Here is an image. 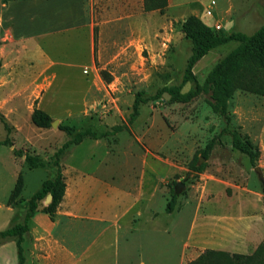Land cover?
Returning a JSON list of instances; mask_svg holds the SVG:
<instances>
[{"label": "rangeland", "instance_id": "obj_1", "mask_svg": "<svg viewBox=\"0 0 264 264\" xmlns=\"http://www.w3.org/2000/svg\"><path fill=\"white\" fill-rule=\"evenodd\" d=\"M66 1L29 4L32 9L53 6L56 12L51 21L41 20L42 12L34 14L33 27L47 26L46 35L36 37L37 29L24 20L10 19L9 0H0V203L8 198L12 173L22 174L20 196L25 199L52 175V153L70 137L58 124L97 134L119 125L118 131L98 139L84 137L62 156L65 166L92 171L114 186L121 188L125 182L131 189L142 186L154 193L150 208L142 205L138 216H121L117 227L107 224L101 231L98 222L81 220L84 241L95 238L109 244L105 262L187 264L210 240L232 244L242 238L244 245L233 249L252 253L264 240V96L237 90L228 100L233 126L259 149L251 163L231 147L227 135L202 157L205 144L223 126L209 104L208 91L201 89L185 102L164 98L163 92L178 85L180 92L202 86L215 62L238 43L230 40L210 50L193 66L194 80L181 83L192 52L181 30L188 15L199 13L216 33L251 34L264 23V0H167L162 12L144 10L143 0H83L85 22L75 29H69L80 21L72 15L74 7L59 6ZM20 16L29 17L26 12ZM9 46L15 54L6 58ZM38 47L51 61L41 63L30 54H37ZM136 95L146 101L139 103L130 121ZM35 106L56 119V125L35 126L30 119ZM6 138L9 144L3 143ZM20 151L49 160L47 168H29ZM192 162L204 164L203 171L190 170ZM176 182L182 186L175 187ZM171 190L178 195L167 212ZM216 219L222 232L209 229L217 226L212 223ZM16 223H22L21 216H5L0 209V230ZM245 229L248 237L241 236ZM0 264H18L16 244L9 238L0 244Z\"/></svg>", "mask_w": 264, "mask_h": 264}, {"label": "trees", "instance_id": "obj_2", "mask_svg": "<svg viewBox=\"0 0 264 264\" xmlns=\"http://www.w3.org/2000/svg\"><path fill=\"white\" fill-rule=\"evenodd\" d=\"M7 1V0H3ZM167 5V0H143V9L146 11L158 9L163 11ZM181 30L185 38L192 44V52L188 56L186 66L182 76V82L194 80L193 66L210 50L226 43L230 40L238 42L234 48L218 59L208 72L204 84L196 85L186 92H180V85L166 89L173 99L185 102L196 96L201 89L209 93V104L214 112L219 114L223 120V126L213 136L201 150L203 158H207L216 144H221V137L229 136L231 147L245 154L251 163L258 158L259 149L252 144L247 135H241L233 126L231 115L228 111V100L237 91H245L256 95L264 96V23L253 33L230 32L228 34L216 33L214 30L194 14L188 15L181 24ZM105 81H109L105 72H100ZM146 98L136 95L132 104L129 120H133L137 114V107L140 102H145ZM31 122L37 127H49L52 121L51 116L38 107H33L30 114ZM58 129L70 137L63 141L52 153L51 164L54 171L50 177H46L38 189L26 200L20 198L23 187V179L18 174L14 186L7 198V204L16 205L24 201L27 208L23 222L16 223L10 227L0 230V241L8 237H16V254L18 264H25L23 255V233L27 230V222L37 209L38 203L44 200L46 194L52 195L51 202L41 208L43 212L54 218L58 203L62 199L65 182L59 163L60 154L70 145L79 143L83 137L100 138L108 134L115 133L121 126L115 125L109 131L97 134L90 128L76 130L75 125L58 124ZM72 135V136H71ZM3 143L9 144L8 138ZM23 156V161L29 168L47 167L37 155L26 152H19ZM189 169L195 172H202L204 164L197 165L192 162ZM260 188L264 203V179L260 178ZM177 192L171 190L170 198L166 202L165 210L171 212L177 198ZM187 264H264V240L259 243L250 254L229 253L223 250L205 249L195 259Z\"/></svg>", "mask_w": 264, "mask_h": 264}, {"label": "crops", "instance_id": "obj_3", "mask_svg": "<svg viewBox=\"0 0 264 264\" xmlns=\"http://www.w3.org/2000/svg\"><path fill=\"white\" fill-rule=\"evenodd\" d=\"M39 2H41V0H9V4L6 8L7 14L12 21H25L28 27L37 29L38 32L37 35H35L36 37L46 35L44 29L47 26L41 28L33 27V23H35L34 14L36 12H42L45 18L41 20L44 19L46 21H51L53 15L56 14V12H52V10H54L53 6L34 9L29 8V4H37ZM82 3L83 0H67L63 2L62 5H59L73 6L74 13L72 15L80 18V21L72 23L69 29H75L76 26H81L85 22V11ZM18 6L23 8L20 10H13V7ZM21 12L28 13L29 17L22 18L20 16ZM192 14L198 16L203 22L210 26L202 15L199 13ZM86 43L89 52V41L86 40ZM38 48L39 51L37 54H30L34 55L41 63L51 61L50 56L43 47ZM14 50L15 48L11 49V46H9V49L4 52V56L6 58H11L13 56L12 54H15ZM8 53L12 56L7 57ZM81 142L82 140L79 143ZM79 143L70 144L59 156L65 189L62 199L57 205L54 218L51 219L48 213L41 210V208L45 206L42 200L38 203L37 209L27 222L28 228L23 233L22 241L25 264H108L104 261V257L108 255L109 244L104 241H98L95 238H92L90 241H84L79 230L81 220L87 219L98 222L99 226H102L101 231H106L107 224L117 227L119 220H121V216L130 213L133 217H136L140 214L139 209L142 205H148L150 208L154 201V193L152 191H146L142 186L131 189L124 182V186L120 188L114 186L113 183L97 178L92 171H84L72 165L65 166L62 162V156L64 157V154L68 152V148H71L73 145H78ZM21 157L23 158V156ZM11 160V163L16 165L13 156ZM18 174L21 173H12L14 179L9 192H11ZM20 198L26 200L21 196ZM211 207H220V204H213ZM0 209L5 211V216H15L18 214V216H21L22 222L24 214L27 211L24 201L16 205H10L7 204V198L4 202L0 203ZM152 210L151 208L149 215L154 217L155 214L152 213ZM215 217L218 219L220 216L216 215ZM211 219L214 220L215 218ZM217 219L212 221V223H215L217 226L209 227V229L214 230V233L223 231L219 227L220 222ZM133 220H135V218H133ZM249 234V230L245 229V231L241 233V236L248 237ZM8 238L11 242H15L16 240V237ZM5 240L6 239L1 240L0 244ZM241 240H243V238ZM241 240L232 244L221 240H210L205 249L209 248L223 250L229 253H241L233 249V247L237 248L244 245Z\"/></svg>", "mask_w": 264, "mask_h": 264}, {"label": "water", "instance_id": "obj_4", "mask_svg": "<svg viewBox=\"0 0 264 264\" xmlns=\"http://www.w3.org/2000/svg\"><path fill=\"white\" fill-rule=\"evenodd\" d=\"M163 96H164V98H169L171 95H170L168 92L165 91V92H163ZM56 123H57V120L54 119V120L51 121L50 125H51V126H55ZM256 171H257V172L259 173V175L261 176V172H260V170H259L258 167H256ZM177 186H182V184L176 182V183H175V187H177ZM51 199H52V195H51L50 193L46 194V196H45V198H44V200H43L44 204H45V205L49 204V203L51 202Z\"/></svg>", "mask_w": 264, "mask_h": 264}]
</instances>
